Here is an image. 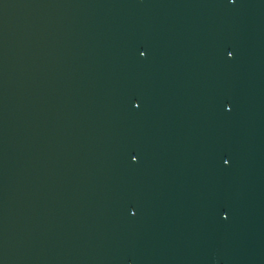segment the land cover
<instances>
[{
	"label": "water",
	"instance_id": "1",
	"mask_svg": "<svg viewBox=\"0 0 264 264\" xmlns=\"http://www.w3.org/2000/svg\"><path fill=\"white\" fill-rule=\"evenodd\" d=\"M0 264H264V0H0Z\"/></svg>",
	"mask_w": 264,
	"mask_h": 264
}]
</instances>
